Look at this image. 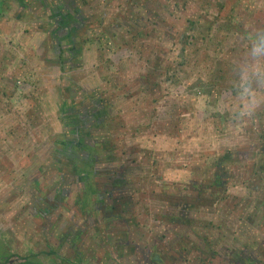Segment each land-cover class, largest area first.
Wrapping results in <instances>:
<instances>
[{
  "label": "rangeland",
  "instance_id": "obj_1",
  "mask_svg": "<svg viewBox=\"0 0 264 264\" xmlns=\"http://www.w3.org/2000/svg\"><path fill=\"white\" fill-rule=\"evenodd\" d=\"M34 2L0 0V264H264V0H69L59 85Z\"/></svg>",
  "mask_w": 264,
  "mask_h": 264
},
{
  "label": "crops",
  "instance_id": "obj_2",
  "mask_svg": "<svg viewBox=\"0 0 264 264\" xmlns=\"http://www.w3.org/2000/svg\"><path fill=\"white\" fill-rule=\"evenodd\" d=\"M36 3L34 6V8H29V12L31 15H33L32 18H30V20L28 22H22V18L19 19L17 17L18 14L15 15V20H16V26L18 27H22L26 24H33V25H43L42 29L41 27L38 26L37 28V32H31V34H26L23 36V38L21 39V35L17 32H13V38H15L16 36L18 37V40L20 44L23 46V48H21L18 51V54L23 58L24 54L27 53V51L30 50H34V47L37 48V50H34L36 52L35 55H33L31 57V61H27L28 64H32L33 61L36 62L37 66H39V68L41 69V71L48 77H51L50 79H52V77L55 78V81H58V85H59V80L58 78L61 77L62 72L61 70V64L58 63L59 61V57H61L62 51L68 52L67 48L72 46V42L76 39L75 35H73V39H71L70 41L69 38L70 37V31L72 32L74 30V27H70V25L72 24V22H74L75 20H84L83 19V13L79 12L81 11V5H77L74 3H69V0H66V3H64V1L62 0L61 4L58 3V0H50L49 3L46 2V0H34ZM55 3H53V2ZM0 16L3 13V9L4 11H6L7 9H10V7H6L5 5H0ZM14 8V7H13ZM12 8V12H17V8L13 9ZM88 8V7H87ZM90 13V10L88 8V12L87 14ZM85 14V15H87ZM7 15V14H6ZM78 15L82 16V17H78ZM78 18V19H77ZM24 21V20H23ZM51 26V28L49 29V27ZM65 28V29H63ZM68 28H72L73 30H70L68 32ZM43 31L45 33H48L50 36L53 37V35H55L56 33L59 34V38H56L57 41L55 43H52L53 45H55L54 47V53L51 51V42L47 41L45 39V37L42 36V34H39V31ZM62 29V30H61ZM56 34V35H57ZM44 35V34H43ZM64 35V37H63ZM2 36V35H1ZM6 36V35H5ZM9 40H13L11 37L8 39H4V41H6L7 43L10 42ZM41 40V41H38ZM38 41V43H37ZM12 42V41H11ZM15 43V42H12ZM47 43H49V45H47ZM74 43V42H73ZM9 45V43H8ZM14 46V45H13ZM75 46V45H74ZM17 48V47H15ZM60 48V49H59ZM58 50V52L56 51ZM75 49H71V53L72 55L75 54ZM58 57H57V56ZM59 65V66H58ZM5 66H8L5 63ZM52 73V74H51ZM50 79L45 81L50 84ZM32 79H30L31 81ZM34 84V83H33ZM24 86H28V84H25ZM26 90H28L29 95L31 96V91L29 89L26 88Z\"/></svg>",
  "mask_w": 264,
  "mask_h": 264
},
{
  "label": "trees",
  "instance_id": "obj_3",
  "mask_svg": "<svg viewBox=\"0 0 264 264\" xmlns=\"http://www.w3.org/2000/svg\"><path fill=\"white\" fill-rule=\"evenodd\" d=\"M19 1H21V0H19ZM87 163V160L85 159V161H84V164H86ZM88 164V163H87ZM84 170H82V169H78L77 167H75V169H74V174L75 175H82V174H84ZM86 176H88V175H86ZM84 179V178H83ZM87 179V178H86ZM216 193V192H215ZM215 193H212L214 196H215ZM111 210H113V208H110ZM185 223H189V225L191 224V221H185ZM248 261V262H247ZM246 262L247 263H249L250 264V262H249V260H247Z\"/></svg>",
  "mask_w": 264,
  "mask_h": 264
}]
</instances>
